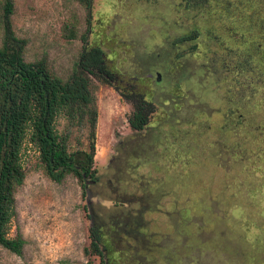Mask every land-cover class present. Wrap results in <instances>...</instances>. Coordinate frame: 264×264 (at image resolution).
Here are the masks:
<instances>
[{"label":"rangeland","instance_id":"1","mask_svg":"<svg viewBox=\"0 0 264 264\" xmlns=\"http://www.w3.org/2000/svg\"><path fill=\"white\" fill-rule=\"evenodd\" d=\"M13 1L26 60L45 56L66 77L84 46L99 45L115 78L92 77L97 179L88 199L76 177L51 180L37 149L23 142L25 178L15 191L10 236L20 233L25 244L20 255L1 248L0 263L99 264L84 252L92 224L110 233L123 264H264V134H248L256 126L243 118L239 126V112L237 127L232 122L234 101L217 77L222 68L208 56L213 40L205 43L207 57L201 45L198 55L178 57L172 42L190 23L178 0H94L92 19L75 0ZM237 12L223 15L219 40L237 28ZM115 85L133 86L160 106L148 129L129 127L132 107ZM252 117L259 124L264 109ZM66 123L59 117L57 128ZM225 126L236 134L226 135ZM69 128V149H85L87 126Z\"/></svg>","mask_w":264,"mask_h":264},{"label":"trees","instance_id":"2","mask_svg":"<svg viewBox=\"0 0 264 264\" xmlns=\"http://www.w3.org/2000/svg\"><path fill=\"white\" fill-rule=\"evenodd\" d=\"M75 1L91 17L94 0ZM177 6L182 15L190 16L187 29L172 42L174 50H182L178 57L198 55L200 45L207 57L205 43L213 40L208 56L222 68V76L217 77L224 79L225 92L234 101L232 122L236 126L233 115L239 112V126L243 127L241 118L256 126H246L248 134H264V119L256 124L257 117H252L255 108L264 109V0H178ZM232 11H239L237 28H231L228 39L219 40L222 17ZM13 12V0H0V250L5 248L20 255L25 240L18 232L10 236V230L16 215L15 191L25 178L21 162L23 142L28 139L37 149L39 164L51 180L59 183L68 175L76 177L88 199L89 183L85 185V181L97 179L94 167L97 107L92 77L108 83L115 76L109 70L105 50L99 45L84 46L66 77L54 74L45 56L26 60V40L14 32ZM64 31L67 38L77 36L73 25H65ZM236 33L239 38L234 37ZM82 39L87 40L86 36ZM231 39L235 43L228 44ZM219 52L226 54L215 60ZM115 89L131 104L129 127L135 132L148 129L160 106L133 86L120 89L115 85ZM59 117L67 122L62 131L57 128ZM72 126H87L85 149H69ZM235 126H225L226 135H235ZM89 238L84 252L97 256L99 264L126 261L125 253L113 246V237L102 227L91 224Z\"/></svg>","mask_w":264,"mask_h":264},{"label":"built area","instance_id":"3","mask_svg":"<svg viewBox=\"0 0 264 264\" xmlns=\"http://www.w3.org/2000/svg\"><path fill=\"white\" fill-rule=\"evenodd\" d=\"M26 140L28 141V144H29V145H33L28 139H25V141H26ZM25 141H24V142H25ZM22 157H23V155H22V151H21V162H22Z\"/></svg>","mask_w":264,"mask_h":264},{"label":"water","instance_id":"4","mask_svg":"<svg viewBox=\"0 0 264 264\" xmlns=\"http://www.w3.org/2000/svg\"><path fill=\"white\" fill-rule=\"evenodd\" d=\"M158 76H159V74H158ZM91 182H92V180L91 181H85V185H87L88 183H91Z\"/></svg>","mask_w":264,"mask_h":264}]
</instances>
